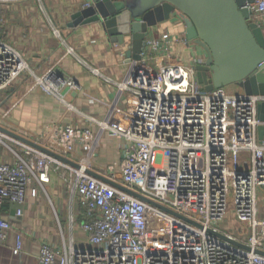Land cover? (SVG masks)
<instances>
[{
	"label": "built area",
	"instance_id": "built-area-1",
	"mask_svg": "<svg viewBox=\"0 0 264 264\" xmlns=\"http://www.w3.org/2000/svg\"><path fill=\"white\" fill-rule=\"evenodd\" d=\"M22 1L0 0V10ZM244 8L263 30L264 0ZM149 38L142 61L117 84L128 96L132 124L120 134V156L103 170L93 167L98 146L91 126L55 124L30 139L75 166L0 132V149L12 159H0V245L12 227L4 207L18 206L15 217L23 219L27 197L43 194L54 211L59 243L40 242L39 264H264L258 253H264V95L236 96L227 88L205 93L197 81L200 60L189 66L170 61V35ZM24 74L64 103L62 88L79 90L74 80L53 72L34 75L0 36V97ZM54 176L80 208L78 216L68 210L65 224L46 189ZM230 221L240 226H224ZM23 247L24 235L18 234L13 256L21 257Z\"/></svg>",
	"mask_w": 264,
	"mask_h": 264
},
{
	"label": "crops",
	"instance_id": "crops-1",
	"mask_svg": "<svg viewBox=\"0 0 264 264\" xmlns=\"http://www.w3.org/2000/svg\"><path fill=\"white\" fill-rule=\"evenodd\" d=\"M86 4V0H24L3 5L0 10L2 40L23 55L34 75L40 77L53 72L74 80L79 90L62 88L64 103L42 93L34 76L24 74L0 97V127L33 140L50 124L76 128L91 126L98 146L92 162L94 169L100 171L118 159L124 145L120 134L129 132L132 124L128 96L120 92L117 84L127 80L142 60L128 62L126 54L130 40H126L124 46L113 44L96 25L72 27L73 16L84 10ZM56 31L60 33L59 37ZM184 32L183 23L173 18L171 22L152 29L149 39L169 34L170 45L166 50L170 61L189 66L197 58L203 63L205 52L186 42ZM70 49L73 53L69 52ZM78 154L85 156L81 148H78ZM0 159L5 163L12 162L1 149ZM46 189L62 215L72 208L78 216L80 208L77 202L74 206L71 204L58 177L54 176ZM47 202L43 194L37 198L29 195L23 219H17L15 214L13 218L14 206L6 205L9 209L5 208L8 211L3 214L11 221L12 227L8 240L0 245V264H10L14 258L15 264L29 261L39 264L40 241L58 244L59 237H55L53 232ZM18 234L24 235L21 257L12 254ZM84 240L85 237H78L79 242Z\"/></svg>",
	"mask_w": 264,
	"mask_h": 264
},
{
	"label": "water",
	"instance_id": "water-1",
	"mask_svg": "<svg viewBox=\"0 0 264 264\" xmlns=\"http://www.w3.org/2000/svg\"><path fill=\"white\" fill-rule=\"evenodd\" d=\"M90 7L73 16L72 27L96 25L113 44L124 46L130 40L126 54L128 62H140L146 41L152 29L173 18L185 26L186 40L202 49L204 62L196 67L197 81L205 93L215 89L235 86L248 96L264 95V32L252 21V12L244 7L254 0H86ZM260 120L264 123V105L260 106ZM0 132L52 155L61 158L30 140L2 127ZM259 138L264 139V126L259 128ZM99 177L93 172H89ZM141 201L193 224L147 198L117 186ZM12 211L14 218L15 209ZM12 222H15L14 219ZM264 256L263 252H258Z\"/></svg>",
	"mask_w": 264,
	"mask_h": 264
},
{
	"label": "rangeland",
	"instance_id": "rangeland-1",
	"mask_svg": "<svg viewBox=\"0 0 264 264\" xmlns=\"http://www.w3.org/2000/svg\"><path fill=\"white\" fill-rule=\"evenodd\" d=\"M39 88V87H38ZM40 89V88H39ZM227 89H228V91H229V93H231V94H233V95H236V96H238V95H243L244 94V91L242 90V89H240V88H237V87H235V86H229V87H227ZM41 90V89H40ZM42 91V90H41ZM42 93H44L43 91H42ZM45 94V93H44ZM8 95V94H7ZM51 125H53V124H50V125H47V127L46 128H44V130L45 129H47L49 126H51ZM38 136V135H37ZM37 136H35L34 138H36ZM261 198H263L264 199V196L263 197H261ZM53 202V201H52ZM53 204H54V207L56 208V210L58 211V212H60V220L62 221V224H65L66 222H67V220H68V217H69V212L68 211H66V214L65 213H63V215H62V212L60 211V209H59V206H56L55 205V202H53ZM262 205L264 206V201L262 202ZM47 207L49 208V212H50V217H49V219L51 220V222H52V224H53V232H54V234H55V237H56V235H57V237H58V228H57V224H56V219H55V215H54V211H53V208H52V206H51V204L50 203H48L47 202ZM232 221H230V222H228V223H225L224 224V226H228V227H230V228H234V227H236V226H240V224L239 223H237V222H232ZM55 224V225H54ZM223 226V227H224ZM34 234V233H33ZM32 234V235H33ZM79 236H81V235H78V236H76V238L78 239V237ZM41 242V241H40ZM58 243H59V241H58ZM16 258H14V260H10V264H15V260ZM26 264H34L32 261H29V262H27Z\"/></svg>",
	"mask_w": 264,
	"mask_h": 264
},
{
	"label": "trees",
	"instance_id": "trees-1",
	"mask_svg": "<svg viewBox=\"0 0 264 264\" xmlns=\"http://www.w3.org/2000/svg\"><path fill=\"white\" fill-rule=\"evenodd\" d=\"M4 208H8V209H9V207H7V206H5ZM4 211H8V210H5V209H4Z\"/></svg>",
	"mask_w": 264,
	"mask_h": 264
}]
</instances>
